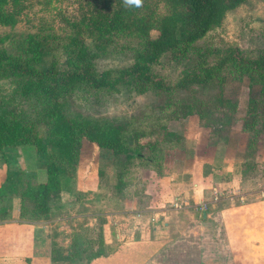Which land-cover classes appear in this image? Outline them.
<instances>
[{"label": "trees", "instance_id": "16d2710c", "mask_svg": "<svg viewBox=\"0 0 264 264\" xmlns=\"http://www.w3.org/2000/svg\"><path fill=\"white\" fill-rule=\"evenodd\" d=\"M245 1L141 0L140 6H136L125 5L124 0H102L71 25L73 31L67 57L60 68L51 64L38 69L31 64L40 56V45L32 38L21 43L23 48L15 56L0 53V79L16 82L23 99H36L44 104L45 113L40 115H43L42 122L46 125V134L41 139L30 123L6 121L0 116V155L6 147L31 144L46 159L42 167L45 179L41 183H26L18 191L10 177L5 176L0 184V217L9 214L12 197H18L19 220L38 222L50 218L57 208L54 203L60 200L62 192L68 190L65 184L74 179L82 140L98 150L123 155L129 160L141 159L152 165L159 177L165 174L162 171L165 164L163 154L182 148L178 144L180 137L164 129L160 138L151 139L149 134L137 129L127 130L122 125L64 116L60 103L76 89L103 91L110 95L121 86L138 94L147 91L160 94L166 97L168 105L178 110L176 114L179 117L195 116L197 126L207 130L206 137L198 139L199 150H202L227 142L236 104L222 96L212 102L190 99L191 96H184L177 102L170 98L177 92L188 94L193 88L207 89L212 82L220 85L227 76L238 80L246 76L252 86L258 87L255 97L247 100V111L240 124L245 142L241 176L250 177L256 171V148L264 136V52L246 56L235 47H199L200 41L211 30L222 26L227 14ZM24 2L0 0V26L14 25L25 8ZM84 38L90 39L96 52L84 44ZM115 39L136 40L138 47L132 53L131 63L116 70L97 72L93 63L96 53ZM162 59L168 64L184 63L172 80L166 79L156 69ZM215 74H220L217 81H214ZM142 148L147 150L146 155ZM203 218L204 213L200 220ZM88 244L86 249L78 251L76 242H73V253L66 257H59V249L52 245L51 259L53 262L71 263L83 254L88 264L92 259L105 255L100 231L96 241Z\"/></svg>", "mask_w": 264, "mask_h": 264}, {"label": "rangeland", "instance_id": "374dc122", "mask_svg": "<svg viewBox=\"0 0 264 264\" xmlns=\"http://www.w3.org/2000/svg\"><path fill=\"white\" fill-rule=\"evenodd\" d=\"M101 2L102 0H25V8L15 24L0 26V53L15 56L23 48L21 43L32 38L40 45V56L31 64L38 69H44L51 64L60 68L67 57V47L73 31L71 25L81 15L91 11L90 7ZM83 42L92 52H96L90 39L84 38ZM137 47L136 40L133 39L113 40V43L96 53L93 61L95 70L101 72L127 67ZM199 47L212 49L235 47L246 56H256L264 52V0H246L244 4L227 14L222 26L211 30L200 41ZM183 65L184 63L168 64L162 59L156 69L166 79L172 80ZM219 75L215 74L214 81L219 79ZM257 89L258 87L252 86L246 76L240 80L227 76L220 85L212 82L204 90L193 88L188 94L177 92L170 100L177 102L184 96L185 98L191 96L190 99L212 102L214 98L222 96L223 99L234 102L236 110L232 131L235 133L247 111V100L255 97ZM165 98L153 91L138 94L121 86L110 95L103 91L76 89L62 99L60 108L61 113L68 118L122 125L127 130L137 129L138 132L149 134L151 139L160 138L159 135L164 129L165 132L180 137L178 144L183 149L185 145L190 147L191 128H194L192 117L195 116L179 117L176 114L178 110L168 105ZM43 106L44 104H40L36 99H23L16 82L11 79H0V116L6 121L30 123L36 136L41 139L46 134V125L42 122L43 115H40L45 113ZM162 135L165 138L163 133ZM261 144H264V136ZM80 147L74 179L68 180L65 184L68 190L62 192L60 200L54 203V207L57 208L53 210L50 218L38 222L20 220L23 223H37L39 229L69 230L67 234L63 232L62 235L53 231L52 244L60 249L59 257L73 253L71 246L76 241L75 235L78 232L77 241L86 249L88 242L96 241L99 229H147L141 228L142 217L148 216L149 211L159 208L158 202L151 200L155 195L154 191H157L160 178L152 165L141 159L129 160L123 155L98 150L85 140L81 141ZM172 150L173 152L171 150L168 152H171L170 154H163L165 164L162 171L165 173L168 172L169 163L174 156L189 157L185 152L176 155L174 149ZM141 151L144 155L147 154L146 149L142 148ZM45 160L31 144L6 147L2 149L0 155V169L3 171L1 166H5L6 175L19 191L26 183L34 185L44 181L42 167ZM164 207L171 209L173 206ZM183 212V208L178 209V213ZM180 215L182 224L189 220V213ZM9 220L10 215H7L0 219V222ZM237 230L233 229L234 232ZM119 236L122 241H126V237L127 239L132 237L126 233ZM142 236L139 234V238ZM114 241L118 243L116 239ZM114 246L115 244H109L106 249L103 248L104 254H110ZM81 247L76 245L75 249L80 251ZM226 253L227 256H231L230 250ZM81 255L79 260H75V264L85 263V256ZM135 260L131 259L130 264H137Z\"/></svg>", "mask_w": 264, "mask_h": 264}, {"label": "crops", "instance_id": "0c3cea01", "mask_svg": "<svg viewBox=\"0 0 264 264\" xmlns=\"http://www.w3.org/2000/svg\"><path fill=\"white\" fill-rule=\"evenodd\" d=\"M192 119L190 147L174 150L189 157L174 156L168 172L158 179L151 200L159 208L141 221V228L147 229H99L104 249L109 244L115 248L88 264H130L131 259L137 264H264V197L255 194L264 187V144L256 148V171L250 177L241 176L245 142L240 128L235 133L231 128L225 144L199 150L198 139L208 132ZM1 167L0 184L6 176L5 166ZM201 204L206 205L204 211L199 209ZM166 205L173 207L166 209ZM179 208L184 212L178 213ZM187 213L189 220L182 224L180 214ZM9 215L11 220L0 222V264L55 263L51 259L53 231L62 235L69 230L39 229L37 223L21 222L16 197L10 201ZM122 233L132 237L122 241ZM77 235L74 242L83 249ZM229 250L231 256H227Z\"/></svg>", "mask_w": 264, "mask_h": 264}, {"label": "built area", "instance_id": "2783aa9c", "mask_svg": "<svg viewBox=\"0 0 264 264\" xmlns=\"http://www.w3.org/2000/svg\"><path fill=\"white\" fill-rule=\"evenodd\" d=\"M255 194L258 198H262L264 197V187L262 188H257V190L255 191ZM240 203H243L244 200L242 198H240L238 200ZM200 210L204 211L206 209V205L205 204H201L199 207Z\"/></svg>", "mask_w": 264, "mask_h": 264}, {"label": "clouds", "instance_id": "9594fccd", "mask_svg": "<svg viewBox=\"0 0 264 264\" xmlns=\"http://www.w3.org/2000/svg\"><path fill=\"white\" fill-rule=\"evenodd\" d=\"M125 5H136L140 6L141 0H124Z\"/></svg>", "mask_w": 264, "mask_h": 264}]
</instances>
